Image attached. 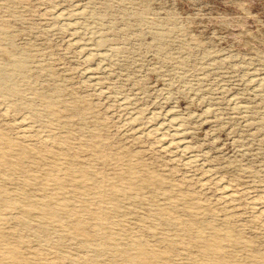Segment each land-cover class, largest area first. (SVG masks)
<instances>
[{
  "label": "rangeland",
  "instance_id": "374dc122",
  "mask_svg": "<svg viewBox=\"0 0 264 264\" xmlns=\"http://www.w3.org/2000/svg\"><path fill=\"white\" fill-rule=\"evenodd\" d=\"M0 264H264V0H0Z\"/></svg>",
  "mask_w": 264,
  "mask_h": 264
}]
</instances>
